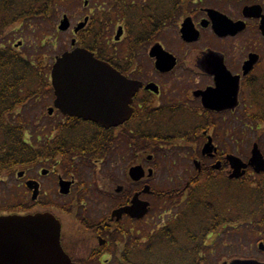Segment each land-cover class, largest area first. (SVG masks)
<instances>
[{"label":"flooded vegetation","instance_id":"obj_1","mask_svg":"<svg viewBox=\"0 0 264 264\" xmlns=\"http://www.w3.org/2000/svg\"><path fill=\"white\" fill-rule=\"evenodd\" d=\"M226 1L191 0L184 16L150 38L117 23L113 34L111 29L89 50L123 80L139 85L128 102L124 96L97 98L104 107L98 117L110 118L109 123L54 108L49 91L52 103L46 116H35L32 130V146H46L44 158L17 176L23 185L38 183L35 200L28 191L35 207L56 209L51 212L61 225L60 244L73 264H166L168 233L174 242L170 264H264L258 247L264 245L262 218L230 208L224 193L242 191L246 178L259 176L248 168L244 176L230 178L228 160L246 163L252 145H263L258 138L264 134L259 29L264 2L243 1L228 13ZM254 6L260 10L244 13V7ZM220 16L231 23L224 35L213 29ZM87 18L77 33L71 30L79 48L91 39L93 16ZM186 18L198 35L194 41L180 35ZM244 128L255 130L246 152ZM209 141L210 151L203 152ZM134 167L141 168L137 181ZM34 169L39 171L30 174ZM159 171L174 178L153 186ZM43 179L49 180L47 189ZM60 182L68 183L67 193ZM134 196L149 204L143 218L112 216ZM168 202L174 204L165 206ZM155 203L168 215L166 221L161 214L151 217ZM102 205L108 206L103 216L89 213ZM172 208L176 213L170 214Z\"/></svg>","mask_w":264,"mask_h":264},{"label":"trees","instance_id":"obj_2","mask_svg":"<svg viewBox=\"0 0 264 264\" xmlns=\"http://www.w3.org/2000/svg\"><path fill=\"white\" fill-rule=\"evenodd\" d=\"M79 1L82 0H0V41L7 36V31L20 26L28 27L32 22L51 21L59 8ZM137 1L110 0L106 10H95L88 34L91 39L81 44L82 47L93 50L116 23H124L131 32H140L139 36L145 33L150 38L163 24L184 16L189 8L187 3L191 0ZM40 53L33 58L11 45L0 46V185L3 177H11L16 171L37 164L45 155V145L32 146L31 128L34 127L32 123L36 112L31 117L27 114L51 91L48 66ZM244 183L242 191L228 189L224 192L225 198L230 201V208L243 209L241 214L244 216L260 217L262 220L258 224L264 225V174L246 178ZM34 207L13 206L11 210L28 213ZM170 235L165 236L166 264L174 258L170 251L174 244Z\"/></svg>","mask_w":264,"mask_h":264},{"label":"water","instance_id":"obj_3","mask_svg":"<svg viewBox=\"0 0 264 264\" xmlns=\"http://www.w3.org/2000/svg\"><path fill=\"white\" fill-rule=\"evenodd\" d=\"M251 9L254 8H245L244 13H248ZM220 17L223 20H215L213 29L217 35H224L227 31V24L231 23L226 17ZM87 20L85 18L82 23L78 24L74 33L82 29ZM68 28V19L63 16L58 30L65 32ZM260 30L264 37V16ZM180 34L182 39L188 42L196 40L198 36L192 30L189 19L184 20ZM119 35L118 30L116 39ZM74 44L75 40H72L71 45L74 46ZM50 77L55 96L54 108L63 110L68 107L71 114L86 115V119L103 124L109 123L107 121L110 118L98 117V113L104 111V107L98 106L97 98L124 96L128 102L139 86L123 80L108 65L99 62L91 52L82 48H75L56 57ZM52 110L49 109V113ZM209 151L210 141L203 149V152ZM229 163L233 169L230 178L243 176L247 167H252L256 173L264 172V159L257 145L253 146L251 158L247 164H242L240 160L232 157ZM131 175L134 181L139 180L142 177L141 168H132ZM26 186L29 190H33L31 198L35 200L38 183L28 181ZM67 186L68 183L60 182L61 192L67 193ZM147 208V203L139 201L138 197L134 196L130 206L114 211L112 216L120 217L127 214L131 218L140 219L147 213ZM259 247L262 245L260 244ZM0 264H72L60 246L59 222L47 212L25 216H0Z\"/></svg>","mask_w":264,"mask_h":264},{"label":"rangeland","instance_id":"obj_4","mask_svg":"<svg viewBox=\"0 0 264 264\" xmlns=\"http://www.w3.org/2000/svg\"><path fill=\"white\" fill-rule=\"evenodd\" d=\"M83 1L84 0L79 1L77 4L76 3L71 4V6L69 5L62 9L59 8V11L56 13V16L51 21H40L35 23L32 22L29 24L28 27L20 26L7 31V36L0 41V46L11 45L13 46V48H17L19 52L25 51L29 53L31 56H33V58H36L38 52L40 51L41 53L39 55L44 57L48 66V71H47V78H48L49 67L54 62V58L60 55L62 52L70 49V40L73 38L71 31L72 28L78 22H81L85 16H90V17L94 16L96 12L95 10L97 9L106 10L107 5L110 2V0H85L87 1L88 4L84 6ZM202 1H206V0H202ZM260 1L264 2V0H260ZM137 2L140 3L139 0ZM242 3H243L242 1H237V0H231V1L227 0L224 7L226 10H228V13H235ZM63 15L67 16L70 22V29L66 32L61 33L57 30V27ZM112 29H113L112 31L113 34L116 31V27L114 26ZM41 42H45V44H42ZM15 46H19V47H15ZM36 103L37 104L34 105L37 107H35V109L34 107L33 109L30 108L27 114H30L31 117L32 115H34L35 112L37 111L39 112L41 110L42 112L41 116L43 118V116H46L47 107L51 105L52 100L49 97L47 98L44 97V102L41 99ZM43 103H45V105ZM37 126L40 125L37 124ZM42 128L43 126H40L39 130H41ZM33 129L34 127L31 128V130ZM243 130L245 132V152H246L248 147L251 146L252 142L254 141L255 130L249 128H244ZM258 140H260L261 143L263 142V145L260 144L259 148L262 151H264V134L260 135ZM38 171L39 169L38 170L34 169L30 171V174H35ZM167 176H168L167 174H164V171H159L152 177L151 184L153 186H158L163 182L169 183L171 182L170 180L174 178V176H169V177ZM2 180L3 183L0 185L1 215L9 214V212L11 213L12 212L11 209L13 206L24 205L25 207H29L32 204V202L30 201V195L28 191L25 189L22 180L18 179L17 173L11 177H3ZM42 184L43 186H45L44 187L45 189H47L48 186L50 185L49 180H44V179L42 181ZM44 200L45 199L43 198L41 201L44 202ZM43 202L41 203V205L43 204ZM155 204H156L155 211L152 213L151 217L152 216L155 217L161 214L164 220L166 221L168 219V215H166V213L165 214L163 213V208L161 206L159 207L157 203ZM173 204L174 202H168L165 204V206L173 205ZM159 208H162V211H160ZM107 210H108V206L102 205L98 208L90 209L89 213L91 215L103 216ZM44 211L55 212L56 209L43 208L40 206V207H34V209L31 212L34 213V212H44ZM78 211L80 212L81 210L78 209ZM172 213L173 214L176 213V209L172 208L170 214ZM164 257H166V259L168 258L167 256Z\"/></svg>","mask_w":264,"mask_h":264}]
</instances>
